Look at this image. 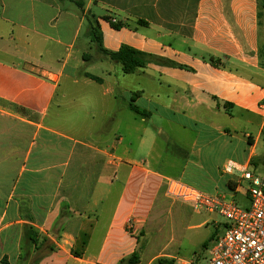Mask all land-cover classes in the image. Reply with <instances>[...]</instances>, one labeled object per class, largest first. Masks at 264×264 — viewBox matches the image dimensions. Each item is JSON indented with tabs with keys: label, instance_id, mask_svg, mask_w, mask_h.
Listing matches in <instances>:
<instances>
[{
	"label": "crops",
	"instance_id": "1",
	"mask_svg": "<svg viewBox=\"0 0 264 264\" xmlns=\"http://www.w3.org/2000/svg\"><path fill=\"white\" fill-rule=\"evenodd\" d=\"M79 1L83 7L71 0H0V263L122 264L160 215L179 203L166 194L169 179L232 196L236 185L224 164L258 169L264 0ZM90 19L98 21L107 51L129 46L175 66L150 62L125 74L96 50ZM112 22L124 27L114 29ZM83 33V46L95 55H81ZM101 65L111 67L102 76L85 70ZM145 78L166 102L147 99ZM64 82L96 89L73 97L76 119H63L58 103L56 119L51 113ZM140 100L147 104L139 106ZM129 111L140 125L131 123ZM164 114L191 122L169 116L174 157L182 164L177 175L144 125ZM222 115L245 124L260 120V133L246 135L245 156H225L236 128L221 123ZM190 135L186 150L178 143ZM162 257L179 259L161 251L148 264Z\"/></svg>",
	"mask_w": 264,
	"mask_h": 264
},
{
	"label": "rangeland",
	"instance_id": "2",
	"mask_svg": "<svg viewBox=\"0 0 264 264\" xmlns=\"http://www.w3.org/2000/svg\"><path fill=\"white\" fill-rule=\"evenodd\" d=\"M84 41L88 40L87 36L83 33L81 41L79 43V49H82L81 55L82 53L95 55L97 53L95 49L86 47L88 45H85V47L83 46ZM99 68L100 69H92L87 66L85 70L102 76L104 73L103 71H106V69L111 67L107 65H101ZM119 68L120 67H117V69H115V72H117ZM145 80L146 81H144V88L147 90V99H150L152 102H166V94L164 92H161L160 99H157L156 96H154L155 93H153L151 84L147 82L148 79L145 78ZM93 90L96 89L85 87L83 85L76 86L64 82L59 89V96L52 108L51 113L54 119H56L57 117L56 111L58 110V108L56 106L58 104L62 107L60 114L63 119H76V117L81 116L78 111L79 107L74 102L73 97L79 93L83 94L84 92H93ZM146 104V101L140 100L139 102V106H143ZM128 115L132 124H141L142 120L136 118L133 113L129 111ZM169 116L170 115L167 114H164V116L155 115L152 118L147 119L144 125L149 126L154 130L156 134V147L159 149V151L163 152V154L166 156V159L170 160V162L175 161L174 163L169 162L167 163V165L169 167V173L177 175L178 170L180 169V166L182 164L181 157H179V155H177V158L174 157L175 152L172 147V133L169 130V122H173L169 120ZM170 117L176 119L177 123H191L190 121L182 118V116ZM220 119L221 123H223L224 125L230 128L235 126L236 128V130L233 131L235 138L233 140V145L231 147V150H226L225 156L237 159L248 154L249 144L247 142L248 137H246V135L252 134L253 137H256L260 133V120L256 118L251 119L252 124H245L240 118L231 119L226 115H222ZM157 127L163 128L165 130L163 135L157 134V131L155 130V128ZM134 135H136L135 132ZM259 135L260 140L256 147L257 156L253 161L258 164V169L255 173L264 178V129ZM238 139H240L241 142H238ZM183 141V144H178H180L184 148H187L186 150H190L191 144L193 142L192 135H190V137L188 138V142H186L185 139H183ZM251 168L255 170L254 166H251ZM230 178H232L233 180L236 179L233 176H230ZM243 187L246 188L247 184L243 183ZM235 200L242 207L249 206L250 204V200L247 197L245 198L242 194H236ZM178 202L179 203L175 207H172L167 212L161 214L159 219L156 221V225H154L149 233L144 238H142L140 248L138 250V253L141 257V262L139 264H148L150 259L161 251H166V253L172 256L179 257V259L165 258L166 260L163 261V264H180L185 261L191 260H196L197 262L204 264L211 258V251L218 244L219 238L224 235L225 225L228 223L227 219L219 214H210L209 212L204 210L197 212L189 205H186L180 201ZM206 220H210L209 226H199ZM160 259H164V257L156 259L153 264H158ZM171 261H174V263H171Z\"/></svg>",
	"mask_w": 264,
	"mask_h": 264
},
{
	"label": "built area",
	"instance_id": "3",
	"mask_svg": "<svg viewBox=\"0 0 264 264\" xmlns=\"http://www.w3.org/2000/svg\"><path fill=\"white\" fill-rule=\"evenodd\" d=\"M224 174L236 179L234 195L208 194L180 180L167 181V196L173 201L189 205L195 211L219 214L228 223L224 235L211 251V258L204 264H264V178L254 173L251 164L228 160ZM243 183L247 187H243ZM241 193L250 200L242 207L235 195ZM180 264H202L196 260Z\"/></svg>",
	"mask_w": 264,
	"mask_h": 264
},
{
	"label": "trees",
	"instance_id": "4",
	"mask_svg": "<svg viewBox=\"0 0 264 264\" xmlns=\"http://www.w3.org/2000/svg\"><path fill=\"white\" fill-rule=\"evenodd\" d=\"M71 1H74L80 7L84 6V4L79 0H71ZM111 24H112V27L117 30H120L122 27H124V23L122 22H118V23L112 22ZM89 36H90L91 42L95 45L96 50L99 53L105 55L111 61L120 64L125 74H133L141 69H145L150 62L175 66L173 62H168L154 55L140 52L129 46H123L117 52L107 51L103 47V41H102L103 37H102L101 27L97 20H92V19L89 20ZM86 77L98 83L102 82V79L100 77L94 76L89 73H86ZM131 109L137 115H142V116L146 115L145 112L139 110L135 106H132ZM166 259L165 258L160 259L158 264L159 263L163 264V261H165ZM140 262H141V257L139 253L136 251L129 258L124 259L122 261V264H138ZM171 263H174V261H171ZM0 264H10V263L7 259H3ZM20 264H25V260H23L22 263Z\"/></svg>",
	"mask_w": 264,
	"mask_h": 264
}]
</instances>
